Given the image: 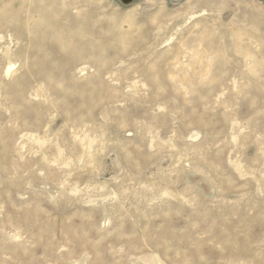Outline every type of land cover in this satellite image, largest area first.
I'll return each instance as SVG.
<instances>
[{"label":"rangeland","instance_id":"374dc122","mask_svg":"<svg viewBox=\"0 0 264 264\" xmlns=\"http://www.w3.org/2000/svg\"><path fill=\"white\" fill-rule=\"evenodd\" d=\"M0 264H264V0H0Z\"/></svg>","mask_w":264,"mask_h":264}]
</instances>
